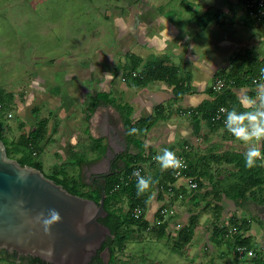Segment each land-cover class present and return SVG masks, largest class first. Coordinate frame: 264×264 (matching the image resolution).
Listing matches in <instances>:
<instances>
[{"label":"rangeland","instance_id":"1","mask_svg":"<svg viewBox=\"0 0 264 264\" xmlns=\"http://www.w3.org/2000/svg\"><path fill=\"white\" fill-rule=\"evenodd\" d=\"M254 1L261 0H232L230 6L232 16L235 17L236 15L241 20H246L249 17V19H253L255 26L249 27V35L244 36L245 38L240 39L239 34L233 33L234 30L231 27L228 31V36L233 37L231 42L233 43L232 51L235 48H245V45H247V47H252L251 52L254 56L263 57L264 8L262 19L258 20L255 14L251 12V7L248 4ZM45 2L50 4L51 0H46ZM99 2L100 0H84L82 4L91 6ZM179 2L180 0H170L168 3L161 4L160 0H155L154 6L156 10L163 9L174 12L179 8ZM184 4H186L185 1ZM72 5L80 6V3L73 2ZM176 16L181 20L178 15ZM76 19H80L82 22L84 20L81 15L75 16L73 14V20L75 21ZM234 21L235 18L233 19ZM242 25L245 24L242 23ZM46 26L47 21L43 13H39L35 9L33 0H0V89L2 88L5 92L11 94V97L8 99L3 97V101L0 102L2 135L8 146L16 144L20 135L30 134L40 119H46L47 132L39 140L36 150H33L34 160L39 162L41 171L48 177L55 175V178L61 180L62 173H67L81 180L80 168L72 162L75 160L73 152L83 151L87 157L93 155V152L88 147L91 142L90 133L96 136L93 125L96 121L97 107L96 105H91V99L99 92L97 90L101 86L109 87L108 83L101 84V80L107 81L110 78V88L114 89V91H109L110 96L115 99L116 103H128L127 95L124 94L125 85H117V80H123V72L127 62L126 60L123 61V56L120 55L122 63L118 64V66L115 65L116 57L114 54L116 53L107 50L105 54L103 53L104 55L97 53L94 56V64L85 66L90 62L85 58V55L81 54L76 59L78 64L71 66L73 77L70 79V83L67 82L65 85L62 82L56 83L52 67L41 63L48 59L50 55L54 56L56 53L38 48L40 44L48 42L46 37L48 33L42 34V28ZM236 42H238L237 45ZM88 46L89 48L91 47L90 44ZM82 53L92 54V51L86 49L82 50ZM164 54L167 53H158L157 56L162 57ZM167 55L169 60H171L170 55ZM231 55L228 61H230ZM142 64L139 65L138 70L142 67ZM47 79L49 80L47 81ZM213 80L214 78L209 80L208 84L205 80H202L199 83V87L203 88L207 84L206 88L211 89ZM258 81L252 87L233 88L242 103L243 112L264 111V106H261L260 100L256 96L257 92L264 90V79L260 77ZM56 89L58 92H62V97L58 98L54 95L57 93ZM247 91L253 93L251 98L255 100L254 104L243 101L242 98ZM4 104L8 105L7 108L3 107ZM164 109L166 107L162 106V110ZM187 116L189 119L194 117L193 114ZM236 142L229 144L230 148L234 150L239 148L246 151L247 145H241L239 141ZM263 146L264 141H261L259 147L262 154H264ZM132 149L136 151L133 145ZM17 150H13V153L9 156L14 159L19 157L22 150L20 149L19 152ZM27 151L29 152V149ZM173 152L176 154V149ZM149 158L143 164L146 169L144 177H151L154 181L156 178L155 174L161 172L162 169L159 163L151 161L152 156ZM261 162L264 166V161ZM230 170L232 169L228 168V171ZM131 179L133 180L134 178H128L125 174L121 175L120 183L115 188L119 190H116V192L121 191L120 187L126 186ZM82 180L85 181V176L82 177ZM155 182L152 185L153 187L149 189L146 218L149 220L151 227L155 226L156 223L167 222V235L157 238L151 228L149 230H140L137 225H133L134 232L123 243L122 248L113 245V259L110 260L109 252H106L104 257L102 256L107 262L109 261L108 263L254 264L253 260L258 257L236 255L235 247L239 243L235 242V238L243 234V236L248 237V242L250 240L257 247L263 243L264 222L257 217L255 206L257 202L252 201V197L261 198L264 196V171L262 177L255 180L254 184L248 182L242 184L241 190L243 193L241 196L235 199H228V219H215L212 210H204V207L197 209L201 217L199 218L200 226L196 229V234L194 235L196 240H192L190 244L182 249L174 247L173 239L176 237L179 223L187 222L188 215L196 209L181 204V200L185 197L181 199L180 196H176L174 193L168 194L160 191L161 195L158 196L157 189H159V184L157 180ZM80 189L86 193L90 192L89 187L85 185ZM130 202L131 195L122 193L115 206L122 213L129 210L133 211L130 209ZM165 205H169V207L167 208ZM231 217H236L238 223L242 220L250 219L249 229L241 233L242 231L233 226ZM248 230H251L250 234H248ZM0 264L27 263L25 261L6 259L2 256L0 257Z\"/></svg>","mask_w":264,"mask_h":264},{"label":"crops","instance_id":"2","mask_svg":"<svg viewBox=\"0 0 264 264\" xmlns=\"http://www.w3.org/2000/svg\"><path fill=\"white\" fill-rule=\"evenodd\" d=\"M45 1L33 0L35 9L43 13L47 21V26L42 28V34L48 33L46 36L48 42L40 44L38 48L56 53L41 62L52 67L56 83L62 82L64 85L70 83L73 77L71 66L78 64L76 59L81 54L89 60L90 63L85 65L88 66L94 64V56L97 53L104 55L107 50L116 53L114 55L117 66L122 63L120 55L128 64L131 55L148 60L158 53L166 52L171 60L167 54L162 56L167 62L179 66L181 72L184 71L182 74L190 75L191 92L179 99H174L173 86H169L163 80L151 81L143 86L117 80V85L126 87L124 94L133 107L131 117L147 116L153 113L158 105L166 107L163 110L164 117L147 133L144 140L145 154L152 153L151 161L154 162L153 157L162 154L163 149L167 148L172 152L176 149V157L185 159V166L176 175V179L169 183L166 193L170 194L173 193L171 189H178L175 191L177 195L181 199L185 197L180 203L194 207L196 210L193 212H197V209L210 200V196L213 195L211 190L217 189L216 186H212L213 182L228 179V168L234 169L232 164H228L224 159H218L215 155L233 150L229 144L237 140L225 130L224 124L216 126L200 116L195 117L194 114L211 96L209 89L206 88L208 81L214 78L217 71L228 68V58L237 49L232 51L233 37L228 36L230 27L241 39L249 35V27L255 26V23L250 25L247 18L241 20L236 15L233 17L230 12L232 0H180L179 8L174 12L156 10L155 0H100L91 6L83 5L84 0H51L50 4ZM169 1L160 0V3ZM73 2L80 3V6H73ZM209 10L216 15L218 13L223 20H214L218 19V16L212 15L209 17L211 20L206 21L208 14L206 11ZM73 14L81 15L82 19L84 18L83 22L80 19L74 21ZM238 36L236 37L239 38ZM88 44L91 45L90 48ZM245 46L247 48V45ZM86 49H90L92 54H83L82 50ZM202 80L207 84L200 88L199 83ZM103 83H108L109 87L101 86L97 91L107 93L110 90L114 91L110 88V78L107 81L101 80V84ZM56 86L59 87L58 84ZM56 92L54 94L56 97H62V92L58 90ZM103 104L106 103L100 102L96 105V119L101 109L108 108L114 111L113 108H117L114 104L109 103L110 107ZM189 114H193L194 117L189 119L187 116ZM235 151L243 150L237 148ZM164 171L175 170L172 168L161 170ZM196 176L201 177L202 186L192 187L190 181L198 183ZM196 190L195 198H190ZM205 192L208 193V198L202 195ZM218 203L222 205L220 220L228 219V197L222 195ZM165 207L168 208L169 205ZM199 218L193 241L196 240L194 237L196 229L200 226ZM186 223H179V228ZM250 232L251 230H248V234Z\"/></svg>","mask_w":264,"mask_h":264},{"label":"trees","instance_id":"3","mask_svg":"<svg viewBox=\"0 0 264 264\" xmlns=\"http://www.w3.org/2000/svg\"><path fill=\"white\" fill-rule=\"evenodd\" d=\"M248 1V0H246ZM257 8L254 5L251 7L252 12H256ZM212 10L206 11L208 21L210 16L216 15L212 13ZM218 19H214L217 21H222L223 17L217 13ZM219 18H221L219 20ZM251 18V17H250ZM211 20V19H210ZM250 25L253 24V19H249ZM251 49L242 48L236 49L229 61V66L227 69H222L215 73V76H220L228 79L227 85L221 92H216L212 88H209V94L211 95L206 103L203 104L198 111L195 112L194 116H200L206 122L211 123L213 125H220L224 124L221 120L219 121H212L211 115L214 113L216 108L220 105H223L227 108V110L235 109L237 114L243 112V107L240 99L233 91L234 87H243V86H255L258 83V79L260 78V69L264 68V56L257 57L252 56ZM163 57V56H162ZM153 56L152 59L144 60L138 56L131 55L128 60V64L124 69L123 80L127 84H135L143 86L151 81H160L163 80L169 86H173L172 91L174 93V99H179L183 95L191 92V87L189 85L190 82V75L187 73L182 74L179 66L175 65L172 62H167L164 57ZM142 64V67L138 70L139 65ZM214 76V77H215ZM246 94L251 97L252 92H246ZM3 97L8 99L11 97L10 93L5 92L2 88L0 89V102L3 101ZM105 102L114 104L119 111L122 113L124 117V123L127 129L135 128L137 129L136 134L128 135L127 140L130 144L135 146L136 151L133 153L127 154V166L123 171L115 174L108 178V181L104 186L94 188H89V193H86L82 189V186H88L82 180H78L76 177H72L67 173H62L61 180L55 178L56 176H51L53 180L56 182L61 183L64 187H66L69 191L76 193L78 195H82L85 197H90L95 199L96 201L100 198L101 189H105V199H104V207L107 211L106 215L103 217H99V220L107 225L113 234V237L109 236L103 242L101 249L105 247L108 248V252L110 254V260L113 259V245H117L118 248H122L123 243L130 237V234L134 232L133 225H137L140 230H151L155 233L157 238H161L164 235H167V225L168 223L163 221L160 223H156L155 226L151 227L149 220L146 218V211L148 207V198H149V191L145 192L141 196H137L136 190V177L126 185L122 186L121 191L116 192L115 186L120 183L119 179L120 176L125 174L126 177L128 174L131 173L132 167L136 164L143 165L145 164L152 156V153L145 154V144L144 140L149 129L156 124L160 119L164 117V113L162 110V105H158L155 107L154 112L147 115V116H139L137 118H132L131 114L133 112V107L129 103H116L115 99L109 95V93L105 91H99L95 94V96L91 99V105H97L99 103ZM8 105L4 104L3 107L7 108ZM47 132V120L40 119L38 121L37 126L31 131L30 134H22L16 141V144L8 146L6 140L3 138L2 135V128L0 125V139L3 141L5 146V151L7 156L13 153V150L20 149L22 150L21 155L16 157V160L21 164H27L34 166L41 170V166L39 162L34 160L33 150H36V146L39 143ZM143 139H142V137ZM90 137V144L88 149L92 151L96 157L100 156L105 149V143L101 138H94L93 136L89 135ZM264 147V146H263ZM29 149V152L27 151ZM31 151V153H30ZM244 152L245 151H235L228 150L222 154L215 155L218 159H224L228 164H232L234 169L228 171V179L216 180L213 182L212 186L217 189H212L213 192L210 196V202L204 204V210L210 209L214 215V218H221L222 216V205L218 203L221 200L222 195L228 197V199H235L236 197L241 196L243 193L241 190V186L244 182L253 183L255 180L260 179L262 177V173L264 171V166L260 160L257 161L256 166L249 169L245 167L244 162ZM75 158L72 161L75 165L79 166L80 163L87 160L88 157L85 155L83 151L80 152H73ZM10 157V156H9ZM194 172V171H192ZM190 174V172H188ZM192 174V173H191ZM201 176L203 173L200 172ZM156 178L154 181H158L159 189H157L158 196L161 195L160 191L166 192L168 187L170 186L169 183L173 182L176 179L175 171H167V172H157ZM159 177V179H157ZM197 185L202 186L201 177L196 176ZM153 187V186H152ZM151 189V188H150ZM173 193L178 191V189H171ZM123 194L131 195V202H130V209H134L135 207H139L141 209V215L135 217L132 214V211L129 210L125 213L117 210L115 203L119 200V196ZM197 194V190L194 194L190 195V198H195ZM177 196V192H175ZM202 195H205L208 198V193L205 192ZM252 201H256L257 203H264V196L261 198H257L256 196L252 197ZM159 210V209H158ZM200 214L197 212H192L189 217L187 223L178 228L176 232V237L173 239V244L176 249H182L186 245L190 244L192 241L193 234L195 232L196 224L198 222ZM231 222L236 229H239L243 233L245 230L249 229L250 226V219L242 220L238 223V219L236 217H231ZM248 237L242 235H238L235 238V242L239 244H246L250 243L247 241ZM6 259H10V257L6 256H15V255H6L3 252ZM95 255L92 258V261L89 264H110L105 262L104 259L98 255ZM25 258V257H21ZM22 259V260H23ZM27 260V259H26ZM36 261H40L38 258L28 257V264H34ZM254 264H264V260L260 257L255 258ZM44 264H49L45 263Z\"/></svg>","mask_w":264,"mask_h":264},{"label":"water","instance_id":"4","mask_svg":"<svg viewBox=\"0 0 264 264\" xmlns=\"http://www.w3.org/2000/svg\"><path fill=\"white\" fill-rule=\"evenodd\" d=\"M102 137L106 140L105 154L125 149L127 145L126 140L116 139V134H103ZM105 195L102 188L96 201L69 191L40 169L7 156L0 139V251L15 255L6 257L25 262L28 260L22 256L38 258L40 261L34 264L90 263L107 237H113L111 229L99 220L107 213ZM255 206L264 222V203H255ZM49 209L59 212L61 221L51 227L50 235H46L40 224L33 225L29 221L41 213L47 216ZM49 248L53 250L51 258L45 255ZM106 252L107 247L103 257ZM2 256L5 254L0 253Z\"/></svg>","mask_w":264,"mask_h":264},{"label":"clouds","instance_id":"5","mask_svg":"<svg viewBox=\"0 0 264 264\" xmlns=\"http://www.w3.org/2000/svg\"><path fill=\"white\" fill-rule=\"evenodd\" d=\"M260 77L264 79V68L260 69ZM256 96L260 100L261 106H264V90L256 93ZM243 101L249 104H254L255 100L249 97L247 94L243 96ZM226 119L224 121L225 130L235 138V140L247 145L246 151L244 152V162L246 168H253L256 166L258 160L264 161V154H262L259 144L264 141V111H245L243 113L237 114L235 109L227 110ZM137 129H129L127 134H136ZM153 159L159 163L162 170H167L169 168L177 169L183 165V162L176 157L175 153L165 148L162 150V154H158L153 157ZM136 177V190L137 196L143 195L147 192L155 181L151 177L141 176L140 172L134 171L132 173ZM61 221V216L59 212L55 209H49L47 216L41 213L34 220L29 221V223L36 225L40 224L46 235H50V229L54 224ZM81 234L82 230H81ZM45 255L49 258L53 255V250L49 248ZM67 258V254L65 257Z\"/></svg>","mask_w":264,"mask_h":264},{"label":"flooded vegetation","instance_id":"6","mask_svg":"<svg viewBox=\"0 0 264 264\" xmlns=\"http://www.w3.org/2000/svg\"><path fill=\"white\" fill-rule=\"evenodd\" d=\"M102 104V103H101ZM106 105L105 107H110L109 103L103 104ZM114 111H111L110 109H101L97 119L94 123V131L96 133V136L91 135L94 138H101L103 142L105 143V149L104 152L96 157L95 154L91 157H88L87 160L80 163V175L81 180L82 177L85 176V182L89 188L96 189L97 187L104 186L106 182L108 181V178L111 176H114L115 174L123 171V169L127 166V154L135 152L132 149V144H130L127 140V129L126 134H123V129L126 128L124 123V117L122 113L119 111L118 108H113ZM119 118L121 119L119 121ZM112 134L117 135L116 139L122 138L123 140H126V147L125 149L119 148L118 151L114 152L111 151L109 154H105L106 150V140L103 136V134ZM118 147H121V144L117 145ZM84 179V178H83ZM257 217L261 220V218L258 216V213L256 212ZM105 249V248H104ZM99 250V256H103V250ZM1 254H3V251H0ZM97 255V254H96ZM25 257L24 259L28 260V257L31 256H22ZM92 261V260H91ZM90 261V262H91ZM28 264V262H25ZM89 264V263H88ZM94 264V263H93Z\"/></svg>","mask_w":264,"mask_h":264},{"label":"built area","instance_id":"7","mask_svg":"<svg viewBox=\"0 0 264 264\" xmlns=\"http://www.w3.org/2000/svg\"><path fill=\"white\" fill-rule=\"evenodd\" d=\"M250 7H253L254 5L256 6L257 10L256 12H252L255 14V17L258 20L262 19V15H263V8H264V0L261 1H254L251 3H248ZM228 79L224 78V77H220V76H215L213 82L211 83V88L216 91V92H221L225 86L227 85ZM225 109H227L225 106L220 105L216 108V110L214 111V113L211 115V120L212 121H219L221 120L223 123L226 119V115L227 113L225 112ZM35 153V152H34ZM179 159L183 162V165L185 166V159L182 157H179ZM180 167L177 169H173L175 170V174L177 175L181 169L184 167ZM139 171L141 176H144V174L146 173V169L143 165L140 164H136L132 167L131 173L128 174V178H135L132 173L134 171ZM190 185L192 187H195L197 184L195 181H190ZM117 186V185H116ZM115 186V188H116ZM132 214L135 217H138L141 215V209L137 206L133 209ZM235 253L236 255L239 256H249V257H260L262 260H264V239H263V243L257 247L256 245H254L253 242H250L248 245L246 244H238L235 247Z\"/></svg>","mask_w":264,"mask_h":264},{"label":"bare ground","instance_id":"8","mask_svg":"<svg viewBox=\"0 0 264 264\" xmlns=\"http://www.w3.org/2000/svg\"><path fill=\"white\" fill-rule=\"evenodd\" d=\"M248 48V47H247ZM215 76V75H214Z\"/></svg>","mask_w":264,"mask_h":264}]
</instances>
